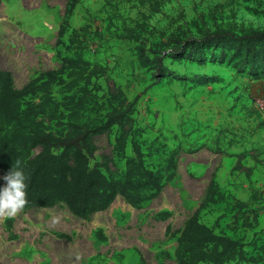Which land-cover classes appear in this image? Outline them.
<instances>
[{
    "label": "rangeland",
    "instance_id": "rangeland-1",
    "mask_svg": "<svg viewBox=\"0 0 264 264\" xmlns=\"http://www.w3.org/2000/svg\"><path fill=\"white\" fill-rule=\"evenodd\" d=\"M67 2H2L0 67L12 73L17 88L40 72L60 68L56 41ZM157 3L159 10L154 12ZM71 27L88 30L85 58L107 69L99 80L100 95L120 88L130 101L138 97L133 118L136 127L145 130L148 161L159 165L166 160L168 154L153 153L157 147L177 151L176 178L143 209L118 197L107 211L89 220L64 206L0 216V264H138L135 249L146 264H176L177 238L168 236L166 227L173 232L183 227L205 198L212 174L227 195L248 202L256 193L252 206L258 212L256 229H264V78L240 72L234 49L223 61L219 48L215 56L206 47L195 60L170 55L163 78L153 76L145 58L153 57L151 47L157 49L168 40L176 43L171 42L170 54L173 47L218 30L237 35L264 31V0H82ZM125 27L135 29L139 41L122 38ZM53 95L61 101L59 86ZM119 132L116 126L110 135L94 138L98 150L91 165L110 157L109 171L104 169L108 175L118 176L125 168V160L113 155L109 144ZM126 153L133 155L130 144ZM162 211L172 216L157 221L156 214ZM200 219L217 232L246 242L253 237L254 230L241 226V214L231 199L208 204Z\"/></svg>",
    "mask_w": 264,
    "mask_h": 264
},
{
    "label": "trees",
    "instance_id": "trees-1",
    "mask_svg": "<svg viewBox=\"0 0 264 264\" xmlns=\"http://www.w3.org/2000/svg\"><path fill=\"white\" fill-rule=\"evenodd\" d=\"M3 1L0 0V7ZM81 1L68 0L59 26L56 41L59 69L40 72L17 88L12 73L0 68V170L4 176L19 161L27 177V203L23 210L64 206L74 216L89 220L94 214L107 211L118 197L135 209L148 206L176 178L178 153L157 147L154 154L163 152L168 156L162 164L152 165L148 161L151 153L144 150L145 130L136 127L133 118L138 97L130 101L120 88L110 90L107 96L100 95L103 87L99 80L107 75V69L85 58L88 30L71 27L72 16ZM159 6L157 3L152 11L157 12ZM121 37L139 41L136 30L128 27ZM171 42L168 40L157 49L151 47L149 53L153 57L145 56L154 77H165L168 70L165 60L170 55L195 60L204 48L210 47L215 56L219 48L222 61L234 49L232 56L240 58V72L256 80L264 78V31L237 35L218 30L199 41L173 47L168 54ZM204 60H198L199 64ZM55 86L60 87L61 101L53 95ZM53 124L61 128L55 131ZM116 126L120 132L109 144L113 155L125 160V168L118 176L104 171H109L112 162L108 156L104 157V163L91 165L98 150L94 138L110 135ZM129 144L132 156L126 153ZM229 199L241 214V226L254 230L249 242L217 232L201 222L200 213L208 204ZM256 199L255 192L248 202L225 194L213 175L205 198L183 227L175 232L170 225L166 227V234L177 238L173 254L176 264H264V229H256L258 212L252 209ZM171 216V212L162 211L155 218L167 221ZM11 225L10 219L8 227ZM60 237L70 239L66 234ZM134 252L138 264H146L141 252L137 249ZM163 255L171 257L169 252Z\"/></svg>",
    "mask_w": 264,
    "mask_h": 264
},
{
    "label": "clouds",
    "instance_id": "clouds-1",
    "mask_svg": "<svg viewBox=\"0 0 264 264\" xmlns=\"http://www.w3.org/2000/svg\"><path fill=\"white\" fill-rule=\"evenodd\" d=\"M0 179L4 181L0 185V216H15L27 203V177L19 161Z\"/></svg>",
    "mask_w": 264,
    "mask_h": 264
},
{
    "label": "crops",
    "instance_id": "crops-1",
    "mask_svg": "<svg viewBox=\"0 0 264 264\" xmlns=\"http://www.w3.org/2000/svg\"><path fill=\"white\" fill-rule=\"evenodd\" d=\"M7 71H8V70H7ZM27 83H28V82H27ZM15 85H16V84H15ZM23 86H24V85H23ZM23 86H22V87H23ZM16 87H17V86H16ZM22 87H19V88H22ZM214 171H215V170H214ZM213 173H214V172H213ZM213 175H215V174H212V175H211V178H212ZM209 182H210V181H209ZM218 183H219V182H218ZM208 185H209V184H208ZM219 185H220V184H219ZM207 187H208V186H207ZM201 202H202V201H201Z\"/></svg>",
    "mask_w": 264,
    "mask_h": 264
},
{
    "label": "water",
    "instance_id": "water-1",
    "mask_svg": "<svg viewBox=\"0 0 264 264\" xmlns=\"http://www.w3.org/2000/svg\"><path fill=\"white\" fill-rule=\"evenodd\" d=\"M1 68V67H0ZM2 69V68H1ZM3 70V69H2Z\"/></svg>",
    "mask_w": 264,
    "mask_h": 264
}]
</instances>
